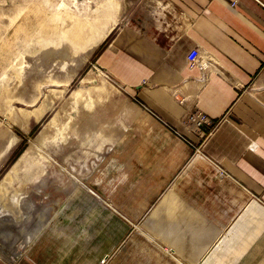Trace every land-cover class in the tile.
<instances>
[{
  "label": "rangeland",
  "instance_id": "1",
  "mask_svg": "<svg viewBox=\"0 0 264 264\" xmlns=\"http://www.w3.org/2000/svg\"><path fill=\"white\" fill-rule=\"evenodd\" d=\"M149 1L0 0V250L8 258L23 255L50 225L59 231L55 242L71 240L75 252L97 237L117 239L101 264L111 257L138 264L148 252L155 256L146 243L201 235L193 230L201 223L199 212L180 211L181 203L196 210L210 203L186 174L201 144L189 140L195 145L190 153L160 124L159 113L138 102L97 60L119 27L142 23ZM36 4L45 13L35 14ZM198 113L210 118L197 110L187 123L200 132ZM31 145L44 156L23 157ZM22 159L24 167L13 172ZM215 164L211 174L219 181L224 176ZM169 191L174 197L168 211L174 210L166 215L158 204ZM251 195L245 206L255 201L264 210L263 195ZM60 197L51 213L49 205ZM225 197L216 199L223 205ZM245 206L227 217L226 227L256 224L244 215ZM211 214L220 226L222 216ZM103 225L108 232L99 233ZM249 234L237 233L241 239Z\"/></svg>",
  "mask_w": 264,
  "mask_h": 264
},
{
  "label": "crops",
  "instance_id": "2",
  "mask_svg": "<svg viewBox=\"0 0 264 264\" xmlns=\"http://www.w3.org/2000/svg\"><path fill=\"white\" fill-rule=\"evenodd\" d=\"M144 17L142 23L119 27L99 48L98 63L125 82L138 102L158 112L170 128L158 123L190 153L195 145L189 140L201 144L208 157L196 156L186 174L191 183L201 184L206 196L226 197L223 205L208 197L205 202L210 203L202 210L182 208L186 204L181 203L180 211L199 212L201 223L193 230L201 235L155 241L157 246L146 243L155 256L148 252L138 264H264V210L255 201L245 206L253 193L264 198V0H152ZM194 47L213 67L205 79L198 66L188 63ZM197 110L213 123L205 127L203 143L200 132L187 123ZM215 162L223 169L219 181L211 174ZM172 196L166 192L158 204L166 215L174 210L167 207ZM243 206L244 215L256 218V224L249 230L237 223L226 227L227 217ZM212 212L222 216L220 226L211 220ZM55 228L50 225L28 244L17 264H101L118 244L117 239L103 242L97 237L98 242H86L75 252L71 240L55 242ZM99 230L108 232V227ZM242 232L250 234L241 239L237 233ZM118 261L111 257L107 264ZM0 264L15 262L0 253Z\"/></svg>",
  "mask_w": 264,
  "mask_h": 264
},
{
  "label": "built area",
  "instance_id": "3",
  "mask_svg": "<svg viewBox=\"0 0 264 264\" xmlns=\"http://www.w3.org/2000/svg\"><path fill=\"white\" fill-rule=\"evenodd\" d=\"M187 60H188V63L190 64V66H193V67L198 66L202 70L203 78L205 79L206 71L211 67V63L209 62V60H206L205 57L202 56L200 48H198V47L192 48L187 55ZM209 65H210V67H209ZM194 119L199 120L198 121V127L200 128V132L202 134V137L207 136L208 133H206L205 127L207 124H211L212 120L210 118H208L207 116L201 114V113H198L194 117ZM195 148H197V147H195ZM196 150H197V155L202 153V150H200V148H197ZM201 155H204V154H201ZM222 172H223V169H222Z\"/></svg>",
  "mask_w": 264,
  "mask_h": 264
},
{
  "label": "bare ground",
  "instance_id": "4",
  "mask_svg": "<svg viewBox=\"0 0 264 264\" xmlns=\"http://www.w3.org/2000/svg\"><path fill=\"white\" fill-rule=\"evenodd\" d=\"M91 1V0H90ZM33 12L35 13V14H37V12H39V13H41V14H43V13H45V11H44V9H43V6L42 5H39V4H36L35 5V8H34V10H33ZM23 22H20L16 27L18 28V29H20V26H21V24H22ZM98 46V43L97 44H95V46H93L89 51H88V53H86L85 54V56H83L82 58H80L79 60V62L77 63V65L80 63H82L84 60H86L87 59V56H90V54L94 51V49L96 48ZM50 52H53V53H57V52H60V49H55V48H49L48 49ZM209 67H210V65H209ZM76 68H77V66H76ZM210 68H213V67H210ZM74 71H75V67H74ZM76 72V71H75ZM23 155V157H27V156H32V155H43L44 156V154H43V152H41V151H39L38 149H37V147L36 146H34V145H31V146H29L25 151H24V153H22ZM47 159V158H46ZM20 163L17 165V167L15 168V170L13 171V172H15V171H17L16 169L17 168H19V169H22L21 167H24V165H25V162H24V160L22 159V160H20L19 161ZM38 162V161H37ZM15 173H13L12 174V176L14 175ZM62 200H63V198H61L60 197V199H58V200H56V202H53V203H51L50 205H49V207H50V209H51V213H52V211H53V209L55 208L54 206H57V205H59V204H61L62 203ZM158 227V226H157ZM179 246V245H178ZM0 253H2L3 255H4V253L5 252H3V251H1L0 250ZM22 254L20 253L19 254V256H21ZM5 256V255H4ZM162 256V255H161ZM7 258H8V256H6ZM9 260H10V258H9ZM168 260V259H167ZM14 261H17V259H14Z\"/></svg>",
  "mask_w": 264,
  "mask_h": 264
},
{
  "label": "trees",
  "instance_id": "5",
  "mask_svg": "<svg viewBox=\"0 0 264 264\" xmlns=\"http://www.w3.org/2000/svg\"><path fill=\"white\" fill-rule=\"evenodd\" d=\"M102 46V45H101ZM101 48V47H100Z\"/></svg>",
  "mask_w": 264,
  "mask_h": 264
}]
</instances>
